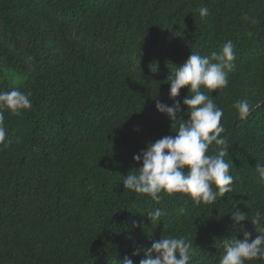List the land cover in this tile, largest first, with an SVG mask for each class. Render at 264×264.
<instances>
[{
	"label": "trees",
	"instance_id": "obj_1",
	"mask_svg": "<svg viewBox=\"0 0 264 264\" xmlns=\"http://www.w3.org/2000/svg\"><path fill=\"white\" fill-rule=\"evenodd\" d=\"M229 40L228 86L204 91L223 109L233 191L214 204L162 192L157 204L124 189L141 166L134 155L176 131L155 107L173 103L171 71ZM13 88L32 108L4 112L0 264H139L165 235L193 242L189 264H219L221 240L243 239L242 229L255 238L250 220L234 225L231 214L264 213V0H0V92ZM240 100L253 108L246 119ZM158 208L165 215L150 221Z\"/></svg>",
	"mask_w": 264,
	"mask_h": 264
},
{
	"label": "clouds",
	"instance_id": "obj_2",
	"mask_svg": "<svg viewBox=\"0 0 264 264\" xmlns=\"http://www.w3.org/2000/svg\"><path fill=\"white\" fill-rule=\"evenodd\" d=\"M207 14L206 7L200 9L202 17ZM235 59L234 45L229 40L220 52H212L210 56L191 52L181 66L171 71L166 81L170 85L168 96L173 103L169 106L157 99L155 107L168 116L173 122L171 129L175 127L176 131H171L174 135L149 142L144 150L134 155L133 160L141 166L124 176V189L147 194L157 204L162 199V192L187 194L196 204H214L218 197L233 191L234 177L230 172L233 163L225 159L229 156L228 137L222 135L226 131L221 124L223 109L217 106L215 97L204 90L212 93L226 88L228 75L236 67ZM185 87L188 95L182 105L186 106L187 120L184 119L181 102L176 99ZM233 107L240 119H246L253 110L247 100L237 101ZM31 108L30 93L15 88L0 92V145L11 143L4 126L5 110L19 117ZM213 146L214 154H208ZM256 171L264 179V165L257 163ZM162 215L165 213L159 208L147 213L150 221H158ZM231 218L234 225L250 220L256 236L252 238V232L242 229L243 239L232 236L221 240L224 254L219 264L264 261V213L256 211L249 218L234 210ZM194 249L193 242L183 237L165 235L153 241L139 264H189ZM136 255H139V249L133 253ZM117 264H134V261L125 256L123 260L118 259Z\"/></svg>",
	"mask_w": 264,
	"mask_h": 264
}]
</instances>
